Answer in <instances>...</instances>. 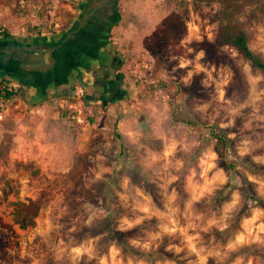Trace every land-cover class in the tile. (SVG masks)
<instances>
[{"label":"rangeland","instance_id":"374dc122","mask_svg":"<svg viewBox=\"0 0 264 264\" xmlns=\"http://www.w3.org/2000/svg\"><path fill=\"white\" fill-rule=\"evenodd\" d=\"M76 2L0 0V33L57 28ZM120 3L127 97L64 106L70 140L84 139L68 175L0 160V246L38 257L69 242L78 264H264V172L238 158L264 164V72L218 39L221 20L234 22L264 56V0L227 12L217 1ZM109 210L115 227L137 226L131 244L162 258L133 257L96 227Z\"/></svg>","mask_w":264,"mask_h":264},{"label":"flooded vegetation","instance_id":"af4514ba","mask_svg":"<svg viewBox=\"0 0 264 264\" xmlns=\"http://www.w3.org/2000/svg\"><path fill=\"white\" fill-rule=\"evenodd\" d=\"M203 1H217L227 12L235 6H248L252 0ZM121 16L120 0H77L57 28L44 36L38 34L20 47L19 62L15 61L14 66L12 48L18 43H1L0 57L9 55L11 66L3 68L0 63V77L5 71L8 86L19 93H51L78 99L88 96L100 105L127 97V49L114 29ZM24 58L31 61L30 70L22 68Z\"/></svg>","mask_w":264,"mask_h":264},{"label":"crops","instance_id":"0c3cea01","mask_svg":"<svg viewBox=\"0 0 264 264\" xmlns=\"http://www.w3.org/2000/svg\"><path fill=\"white\" fill-rule=\"evenodd\" d=\"M53 29L55 28L19 33L12 29L8 31L9 36L7 37L0 34V44L9 41L18 43L12 48L14 66L16 62H19L20 47L25 42L35 40L38 34L44 36ZM0 63L3 68L10 67L9 55L5 53L1 55ZM31 66V61L24 58L22 68L30 70ZM4 74L5 71L2 72V76ZM2 76L0 77L2 82L10 86L9 81ZM125 85L127 88L126 75ZM123 99L112 101L104 106L107 107ZM80 101L87 105L93 104L88 96L87 99H78L76 97L67 98L59 94L29 91L19 93L13 90V95L9 100L11 104L7 105L6 115L0 120V160L8 158L18 161H35L42 169H49L50 174L68 175L72 166L75 165L72 161L79 159V154L84 152V139L78 136L76 141L70 140L65 122L58 118L60 119L66 104H76ZM63 130H65L64 133ZM0 169L4 170V166L2 165ZM56 240L60 238L57 237ZM34 251L0 246V264H78L77 247L69 242L57 249L53 247L43 249L38 257ZM49 252L54 254L51 257L52 262H47L48 256L51 255Z\"/></svg>","mask_w":264,"mask_h":264},{"label":"trees","instance_id":"16d2710c","mask_svg":"<svg viewBox=\"0 0 264 264\" xmlns=\"http://www.w3.org/2000/svg\"><path fill=\"white\" fill-rule=\"evenodd\" d=\"M0 34L4 37L9 36V32L6 30L1 32ZM218 39L220 43H229L234 45L245 59H247L253 66L264 72V56L260 53L255 52L251 48L248 34L241 26L234 22L221 20ZM6 96L8 97L9 94H7ZM212 133L214 137L220 139V141L222 142L224 147H226L227 150L231 145V138L227 135L226 131L222 129H213ZM238 158L239 161L246 165L252 172H264V164H258L252 161L248 156H241ZM229 164L231 166L235 165L231 162H229ZM251 184L252 183L250 181H247L245 183L247 190L249 192L252 191L251 198L261 199V197L256 194L255 189L251 186ZM224 195V192H222L218 198L221 199ZM30 201L31 203L34 202L32 199ZM247 206V203H245V205H240V207L236 211V215L238 218L244 213V210ZM21 220H19L20 224L22 226H26L27 222L25 221V219H23L22 221ZM114 220L115 219L113 210H109L104 220H102L96 227H103L107 232L108 237L113 240L116 244H118L125 253L130 254L133 257H144L154 260L162 258L163 254L159 250H142L131 244L129 239L133 235L134 230L137 229V226L134 228L120 229L115 227Z\"/></svg>","mask_w":264,"mask_h":264},{"label":"built area","instance_id":"2783aa9c","mask_svg":"<svg viewBox=\"0 0 264 264\" xmlns=\"http://www.w3.org/2000/svg\"><path fill=\"white\" fill-rule=\"evenodd\" d=\"M78 95L81 91L78 90ZM9 94L7 97L6 95ZM13 95V90L8 85L4 84L0 79V118L3 117L4 111L9 103L10 97Z\"/></svg>","mask_w":264,"mask_h":264}]
</instances>
